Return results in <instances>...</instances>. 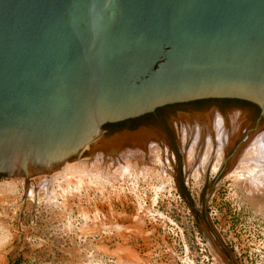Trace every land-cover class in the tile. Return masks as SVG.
Wrapping results in <instances>:
<instances>
[{
    "label": "water",
    "instance_id": "water-1",
    "mask_svg": "<svg viewBox=\"0 0 264 264\" xmlns=\"http://www.w3.org/2000/svg\"><path fill=\"white\" fill-rule=\"evenodd\" d=\"M214 112L227 149L207 182ZM194 125L189 173L207 132L212 144L199 208L181 177ZM152 145L194 214L232 172L264 198V0H0V179L88 158L147 165Z\"/></svg>",
    "mask_w": 264,
    "mask_h": 264
},
{
    "label": "rangeland",
    "instance_id": "rangeland-1",
    "mask_svg": "<svg viewBox=\"0 0 264 264\" xmlns=\"http://www.w3.org/2000/svg\"><path fill=\"white\" fill-rule=\"evenodd\" d=\"M183 139L180 144L182 154ZM204 149L205 146L202 153ZM164 150L167 151L166 146ZM81 161L88 165L94 163L93 159ZM167 161V153H164L163 165L159 149L148 165L133 162L132 174L122 179L116 174L119 165L104 161V177L102 184L99 183L103 188L98 184V187L89 185L92 188L88 184L81 188L73 186L70 194L61 179L49 178L42 185L31 183L30 186L21 177L0 179V211L5 207V212L13 217V222L7 218L4 224L8 232L3 229L0 233V264H93V261L114 264L113 258H117L116 264H226L213 261L210 242L202 232L203 226L216 239L220 250L223 246L231 253L235 264H264V198L246 197L247 187L225 176L212 188L205 212L194 214L180 197L171 175L174 169ZM171 162L175 165L172 152ZM211 167L207 182L216 176ZM185 168L186 154L181 177L190 200L199 208L206 173L197 182L194 176L188 177ZM131 187L135 191L139 189L140 201L147 207L144 212L140 203L137 208L136 198L130 195ZM156 196L159 203L154 212L152 210L153 216H147L150 199ZM26 198L30 201L28 204ZM33 199L35 203H32ZM156 214H162L166 219ZM122 233L127 235L123 237ZM28 236L44 240L45 246L40 248L37 242H26ZM185 246L189 249L188 255ZM188 256L193 262H184Z\"/></svg>",
    "mask_w": 264,
    "mask_h": 264
},
{
    "label": "bare ground",
    "instance_id": "bare-ground-1",
    "mask_svg": "<svg viewBox=\"0 0 264 264\" xmlns=\"http://www.w3.org/2000/svg\"><path fill=\"white\" fill-rule=\"evenodd\" d=\"M223 120H222V118L217 114V112H214V133H213V137H214V142H215V146H216V150H215V155H214V159H213V161H212V163H211V165L209 166V168L211 167V166H213V172L212 173H214V174H217V172H218V170H219V167H220V165H221V163H222V161H223V158H224V156H225V153H226V149H227V136L226 135H224L223 134ZM182 134H183V137H182ZM181 138H184L183 140H184V143H186V131H185V127H184V125L182 124V131H181ZM181 138H180V144H181ZM97 140V139H96ZM198 140H199V128H198V126L197 125H194V131H193V135H192V138H191V140H190V142H189V144H188V146H187V148H186V151H185V154H186V171H187V175L189 174V177H191V176H194V178L196 179V181L197 182H199V180L203 177V175L205 176V173L207 172V166H208V161H209V157H210V155H211V152H212V144H211V140H210V135H209V132H207V134H206V138H205V140H204V143H205V145H204V143H203V146H205V149H204V151H203V153H202V149H203V146H202V149H201V155H200V158H199V160L197 161V163L195 164V166L193 167V169L191 170V172L189 173L188 171H189V169H190V167H191V164H192V161H193V157H194V153H195V150H196V147H197V144H198ZM183 142V141H182ZM183 149H184V147H183ZM159 153V147L158 146H156V145H152L151 146V149H150V153H149V159H148V163H149V160L152 158H154L155 156H157V154ZM164 153H167V151H165L164 150V146H163V163H164ZM185 154H184V157H185ZM184 157H183V160H184ZM157 158V157H156ZM89 159V158H88ZM167 160V159H166ZM170 160H171V151H170ZM121 162V163H120ZM120 162L118 163V164H116V165H119V166H117V167H119L118 169V171H117V173L116 174H118L119 176L118 177H130V174H132V173H130V167L133 165L132 163L133 162H137V161H135V160H133V159H130V158H127V157H123V158H121V160H120ZM168 162V161H167ZM166 162V163H167ZM148 163H147V165H148ZM113 163H111V165H112ZM132 164V165H131ZM105 164H104V161L103 160H94V163H91V164H87L86 162H83V161H81V160H78V161H74V162H71V163H67V164H63L61 167H60V169H58L57 171H55L54 173H51V174H49V175H32V176H28V178H25V177H21L22 178V181L23 182H25V183H27V184H29V186L31 185V183H35V184H40V185H42L44 182H46V180L47 179H49V178H52V179H55V181H57V180H59V179H61L62 180V182L63 183H65V187H66V191H68V193L70 192V191H73L72 189L70 190V188L71 187H76V188H81L82 186H84V185H86V184H88V186L89 185H100V184H102V183H100V182H102V177H104V175L102 174L103 173V171H105L104 169H103V166H104ZM106 165H108V164H106ZM115 165V166H116ZM164 165H165V163H164ZM114 166V165H113ZM167 166V165H166ZM165 166V167H166ZM169 166V165H168ZM167 166V167H168ZM106 167V166H105ZM104 167V168H105ZM110 167V166H109ZM108 167V168H109ZM108 168H106V170L108 169ZM113 168H115V167H113ZM112 168V169H113ZM149 168V167H148ZM147 167H146V169H148ZM209 168H208V172H209ZM111 169V168H110ZM110 169H109V171H110ZM145 169V170H146ZM150 169V168H149ZM165 169V168H164ZM211 169H212V167H211ZM116 170V169H115ZM154 170V169H153ZM152 170V171H153ZM108 171V172H109ZM132 171V170H131ZM150 171V170H149ZM152 171H150V172H152ZM145 172V171H144ZM154 172V171H153ZM207 172V173H208ZM106 173V172H105ZM104 173V174H105ZM147 173V172H146ZM155 173V172H154ZM154 173L152 174V175H154ZM157 173V172H156ZM141 174H142V172H141ZM140 174V175H141ZM145 174V173H144ZM158 174V173H157ZM103 175V176H102ZM151 175V176H152ZM159 175V174H158ZM142 176L144 177V175L142 174ZM155 176V175H154ZM161 176V175H160ZM160 176H158V177H160ZM228 179H230V180H233V181H235V182H237V183H239V184H242V185H245V187H247V196L246 197H248V198H250V197H254V199L255 198H257V196H255V195H253L252 194V192H251V190H250V177L247 175V174H245L244 172H232V173H229V174H227V175H225ZM224 176V177H225ZM145 177H146V175H145ZM161 177H163V176H161ZM133 178V177H132ZM135 178H137V177H135ZM204 178V177H203ZM223 178V177H222ZM221 178V179H222ZM12 179V178H11ZM122 179V178H121ZM162 179V178H161ZM108 180V179H107ZM128 180V179H127ZM21 181V182H22ZM106 181V180H105ZM22 182V183H23ZM132 182V181H131ZM100 183V184H99ZM106 183H107V181H106ZM105 183V184H106ZM98 185H97V187H98ZM241 185V186H242ZM92 186V187H93ZM90 187V186H89ZM92 187H90V188H92ZM99 187H102L101 185L99 186ZM240 187V186H239ZM242 187H244V186H242ZM84 188V187H83ZM103 188V187H102ZM152 188V187H151ZM42 189V188H41ZM158 189V188H157ZM242 189H244V191H245V188H242ZM70 190V191H69ZM78 190V189H77ZM77 190H75V191H77ZM80 190V189H79ZM78 190V191H79ZM154 190V189H153ZM66 191H64V192H66ZM74 191V192H75ZM77 191V192H78ZM160 191V190H159ZM32 192V195H33V191H31ZM37 192V191H36ZM79 192H81V191H79ZM129 192H130V195H132L133 197H135L136 198V206H137V208H138V203H140V207H141V210L144 212V210H146L147 209V207H144V204H143V202H141L140 201V199H141V197L139 196V189H138V191H135V189L133 188V187H131V190H129ZM67 193V194H68ZM155 193V192H154ZM64 194H66V193H64ZM70 194V193H69ZM156 194V193H155ZM54 195V194H53ZM52 195V196H53ZM39 196V195H38ZM245 196V195H244ZM55 198H57V197H55ZM54 198V199H55ZM120 198V197H119ZM253 199V198H252ZM150 201H151V203H150V205H149V207H148V210L150 211L148 214H147V216H153L152 215V213L154 212V209L157 207V205H158V196H156L155 198H152V199H150ZM247 201V200H246ZM28 202H30L29 201V199H27L26 198V201H25V203H27L28 204ZM32 203H35V201H34V199H33V201H32ZM257 204V203H256ZM252 205H254V204H252ZM259 208V207H258ZM2 210L5 212L6 211V209H5V207H2ZM152 210H153V212H152ZM6 214H7V212H5L4 214H3V216H6ZM125 214V213H124ZM145 215V214H144ZM157 216H160L161 218H165L162 214H156ZM111 216V215H110ZM126 216V215H125ZM131 216H133V215H131ZM146 216V215H145ZM134 217V216H133ZM133 219V218H132ZM135 219V218H134ZM137 219V218H136ZM140 219H142V220H144L143 218H140ZM151 219V218H150ZM166 219V218H165ZM138 220V219H137ZM169 220V219H168ZM141 221V220H140ZM116 222V221H115ZM142 222V221H141ZM145 222V221H144ZM169 222L170 223H172L171 222V220H169ZM134 223V222H133ZM136 223H138V222H136ZM4 224H5V222L4 221H0V233L2 232V230L4 229V231L5 232H8V230H7V227H5L4 226ZM139 224H140V222H139ZM138 224V225H139ZM142 225V224H141ZM143 225H145V224H143ZM142 225V226H143ZM102 226V225H101ZM134 226H136L135 224H134ZM112 229H114V228H112ZM131 229H132V227H131ZM131 229H129V230H131ZM116 230V229H115ZM114 230V231H115ZM128 230V229H127ZM132 231V230H131ZM146 231V230H145ZM133 232V231H132ZM136 232V231H135ZM134 232V234H136ZM202 232H203V234H204V236H206L207 238L206 239H208L209 240V242H210V248L211 249H209V247H208V243H207V248L209 249V252H210V250H211V252L213 253V255H214V257H213V255L211 254V252H210V254H211V256H212V259H213V261H218V262H225L224 261V259H223V256L221 255V253H220V251L218 250L219 248L217 247V245H216V242H215V240L216 239H214V237H213V235L208 231V229L205 227V226H203L202 227ZM139 233V232H138ZM123 234V233H122ZM126 234V233H125ZM129 234V233H128ZM120 235V234H119ZM127 235V234H126ZM126 235H124L123 234V237L124 236H126ZM130 235H133V234H130ZM139 235V234H138ZM147 236V235H146ZM145 237V236H144ZM106 248V247H105ZM108 249V248H107ZM126 249V248H125ZM185 249H186V254L188 255V252H189V249H188V247L187 246H185ZM104 250V249H103ZM120 250H123V249H120ZM188 250V251H187ZM107 251V250H106ZM111 251L109 250V252L107 251V253H110ZM113 252V251H112ZM116 252H117V250H116ZM115 253V252H114ZM122 253V252H121ZM110 254H113V253H110ZM124 255V254H123ZM126 255V254H125ZM136 257V256H135ZM119 258H120V256H119ZM118 258V259H119ZM123 258V257H122ZM141 258V257H140ZM95 259V258H94ZM125 259H127V257L125 258ZM124 259V260H125ZM138 259H139V256H138ZM97 260H99L98 258H97ZM123 260V259H122ZM123 260V261H124ZM128 260V259H127ZM135 260V259H134ZM101 261V260H100ZM126 261V260H125ZM124 261V262H125ZM132 261V260H131ZM138 261V260H137ZM141 261H142V258H141ZM126 262H128V261H126ZM184 262H191V260H190V257L188 256V257H186V260L184 261ZM193 262V261H192ZM122 263V262H121ZM129 263H130V261H129ZM139 263V262H138ZM93 264H96V262H94L93 261ZM123 264V263H122ZM141 264V263H140Z\"/></svg>",
    "mask_w": 264,
    "mask_h": 264
},
{
    "label": "built area",
    "instance_id": "built-area-1",
    "mask_svg": "<svg viewBox=\"0 0 264 264\" xmlns=\"http://www.w3.org/2000/svg\"><path fill=\"white\" fill-rule=\"evenodd\" d=\"M4 213H5L4 211H0V221L2 220L4 222H6L7 221V218H9L8 221L13 222L12 221L13 220V217L11 218V216L8 215L9 213H7L6 216H3ZM18 226H20V222L18 223ZM26 242H28V243L37 242V244H39V247L40 248H43L45 246V244H44L45 241L44 240H42L40 238H36V237H35V239H32V236H30V237L28 236L26 238Z\"/></svg>",
    "mask_w": 264,
    "mask_h": 264
},
{
    "label": "crops",
    "instance_id": "crops-1",
    "mask_svg": "<svg viewBox=\"0 0 264 264\" xmlns=\"http://www.w3.org/2000/svg\"><path fill=\"white\" fill-rule=\"evenodd\" d=\"M115 249H116V248H115ZM115 249H114V250H115ZM116 259H117V258H113V261H112V262H113L114 264H116V262H115Z\"/></svg>",
    "mask_w": 264,
    "mask_h": 264
}]
</instances>
